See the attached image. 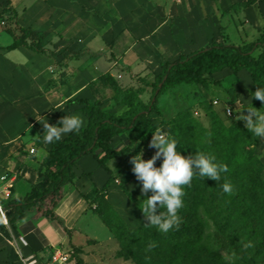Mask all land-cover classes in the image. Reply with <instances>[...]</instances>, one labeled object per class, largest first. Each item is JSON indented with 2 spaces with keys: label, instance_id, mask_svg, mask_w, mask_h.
Listing matches in <instances>:
<instances>
[{
  "label": "rangeland",
  "instance_id": "1",
  "mask_svg": "<svg viewBox=\"0 0 264 264\" xmlns=\"http://www.w3.org/2000/svg\"><path fill=\"white\" fill-rule=\"evenodd\" d=\"M0 1L3 3L0 5V46H5L12 40L11 34L6 31L5 23L2 21L6 14L1 12L4 5L12 4L17 11V21L23 25L41 29L45 34L46 46L50 50L81 44L89 50L87 54L85 53V57L95 52L106 51L109 58L119 61L117 65L123 67L118 73L112 70L106 73H113L115 79L125 88L134 89V86L130 84L128 75L120 76L122 73L129 72V70L125 71L128 65L122 62L121 56H124L127 51L130 52L136 43L141 45L142 49H148L150 54L156 50L161 51L162 40L159 42L154 40L157 37L155 35L161 32L162 25L168 28L165 41L172 40L179 47V43L182 45L188 42V39L180 42L178 38H173L177 31L175 19L180 17L178 14L180 0H101L100 3L97 2L100 0ZM149 21H153V26L148 29L149 32L136 35L137 30H141L138 28L142 25L147 26ZM148 37L152 38V41H149L151 44L148 43ZM87 49L84 50L87 51ZM181 51L165 56V61H172ZM5 53L6 50H0V69L6 63L8 69L10 67L11 74L14 73L13 76H16L18 72L17 68L10 64L32 63L35 60V56L29 52L16 55ZM155 55H158V52ZM48 56L54 59L53 68L47 65L45 60H41L40 65L46 67L48 71L46 73L56 75V79L60 82L65 81L73 71H69L64 63L57 62L55 56L50 54ZM78 63L80 61L75 62L76 65ZM96 64L98 72H104L112 66L111 60L106 59L104 55L98 57ZM159 70V66H149L144 72L130 75H144L151 81ZM241 71L234 73L231 69H225L211 76L205 75L202 82L176 85L156 97L157 112L151 114L153 125H148L141 136L129 144L128 152H120L110 159L112 161L110 167L113 170L111 183L114 187L105 195H108L106 200L114 210L112 214L120 219L116 227L119 236L114 235L105 223L106 230L103 226L95 229L99 239H90L80 246V255L86 264H184V262L190 264L193 261L188 257V260L182 263L184 248L189 243H193L190 242L193 238L189 230H184L180 226L179 229L165 234L153 227L156 234L148 236L145 241L136 232L138 228L149 227L144 225L147 221L139 207L142 203L140 200L147 198L151 193L146 195L141 193V183L132 172L133 165L130 161L141 150H143L142 159L144 160L154 155L156 149L149 146L153 133L163 131L175 139L178 143L177 151L183 156L210 154L220 161L223 157L219 150L227 149L233 152V155L228 156L224 161L228 167L237 165L241 168L245 165V161L252 160L259 167V180L264 181V139L256 137L245 127L243 120L237 119V113L241 108H250L252 105L257 110L262 107L260 111H264V105L259 100L258 102L253 100L250 92L252 81L248 84L247 72ZM5 73V71L2 72V74ZM109 91L107 88V96L110 100ZM149 93L150 88H147L146 92L141 94V99L148 101ZM214 99L217 103H213ZM225 107H230V115L225 113ZM213 114L220 118L228 133L227 137L223 133L225 130L221 132L222 135L212 130ZM241 114H247V109H242ZM127 143V136L122 133L114 138L112 145L121 149ZM161 163V160H157L156 166L159 167ZM199 183H202L201 179ZM215 207L212 206V208ZM188 209L191 211L192 208H186L184 205L179 211L181 221L186 219L190 222L191 218L187 217V213H190ZM199 213L205 229L203 243L211 249H219L212 241V223L207 219V214ZM106 215L114 222L113 215L108 212ZM8 240H11V235L6 231L3 236H0V264H24ZM153 243L155 247H150ZM240 245L238 240L237 246ZM62 246L70 248L67 243H63ZM174 248H181V253L176 257L171 256ZM243 248L246 253L244 257L250 255L253 258L249 264H264V251L254 254L250 243ZM240 251V248L233 253L220 251L223 262L211 263L208 253L202 254L198 259L205 264H234L238 260ZM68 263L74 264V261L70 260Z\"/></svg>",
  "mask_w": 264,
  "mask_h": 264
},
{
  "label": "trees",
  "instance_id": "2",
  "mask_svg": "<svg viewBox=\"0 0 264 264\" xmlns=\"http://www.w3.org/2000/svg\"><path fill=\"white\" fill-rule=\"evenodd\" d=\"M256 1L241 0L231 4L230 7L244 9ZM0 5H3L1 1ZM1 12L6 14L2 21L5 23L6 31L12 36L11 42L6 46L7 49L25 46L38 53L61 55L63 60L78 59L82 56V51H72L66 47L50 50L46 46L45 34L19 24L17 13L9 4L4 5ZM226 68L234 73L240 70L247 72L252 81L250 88L252 95L257 87L264 88V27L253 41L235 45L212 40L199 49L179 53L172 61L161 63L159 72L151 81L139 77L142 85L135 89L123 87L110 73L99 75L96 82L110 90L112 105L103 108L101 98L76 97L65 102L67 106L73 103L78 104L80 111L87 118V124L79 133H70L59 142L50 145L47 154L36 167L38 182L31 186L26 196L19 200L3 202L8 224L15 226L16 221L25 217L33 208L41 210L45 217L59 221L53 207L60 198L61 186L73 180L72 167L77 160L87 153H93L99 166L108 173V179L103 187L93 188L88 193L91 204L95 205L93 211L114 235L119 236L116 227L120 219L117 215H113L114 210L107 202L105 195L113 176V170L107 165L108 161L120 152H128L129 144L138 139L148 125H153L151 114L157 112L156 97L161 92L180 84L202 82L205 75L211 76ZM146 86H150L151 90L150 97L145 102L141 99V94ZM253 100L258 102V99L254 97ZM119 107L122 110L117 111ZM211 122L214 133L222 135L221 132L225 130V127L220 118L213 114ZM122 133L126 134L128 143L121 149H116L112 142ZM223 133L226 137L228 136L226 130ZM96 149H100V154L94 153ZM219 152L223 157V160L219 162L223 163L228 156L233 155V152L227 149L219 150ZM228 169L229 171L223 174L220 182L197 176L193 178L190 187H185L184 205L186 208H192L191 211L188 209L190 213H187V217L191 220L189 222L183 219L180 226L184 230H189L193 238L190 242L193 243H189L184 248L182 263L189 257L193 259L190 264H205L198 259L204 253L209 254L211 263L223 262L220 251L233 253L240 248L237 264H249L253 258L250 255L244 257L245 245L250 243L254 254L264 251V181L259 180V167L254 161L248 160L241 168L232 165ZM225 182L233 185L232 194L223 193L221 185ZM46 201L47 205L43 207ZM212 206L216 207L212 208ZM105 211L113 215L114 222L111 218L109 219ZM199 212L207 214V219L212 223V241L219 249H211L203 243L205 229ZM146 228L136 230L137 235L144 241L148 239V236L156 234L153 227ZM0 231L6 232V225L2 222H0ZM238 240L241 243L240 246H237ZM60 247L68 251L70 260H73L74 264H86L80 255L81 247L75 245H70L68 249L62 245ZM179 253L181 248H174L171 256L176 257Z\"/></svg>",
  "mask_w": 264,
  "mask_h": 264
},
{
  "label": "crops",
  "instance_id": "3",
  "mask_svg": "<svg viewBox=\"0 0 264 264\" xmlns=\"http://www.w3.org/2000/svg\"><path fill=\"white\" fill-rule=\"evenodd\" d=\"M238 1L241 0H180V5H178L180 17L175 19L177 31L173 38H178L180 42L188 39V42L182 45L179 43V47L172 40L165 41L168 28L162 25L160 26L161 32L155 33L157 37L154 40V42L162 40L161 51L156 50L150 54L148 49H142L141 45L136 43L130 52L127 51L124 56H121L123 57L122 62L128 65L124 70H129V72L125 74L120 72L122 73L120 76L128 75L130 84L135 89L142 85L139 77L146 81L150 80L144 75L130 74L144 72L149 66L160 67V64L165 61V56L176 54L180 50H182L180 53H188L206 46L212 40L235 45L255 40L264 27V0H257L244 9L230 7ZM97 2L100 3L101 0ZM9 5L15 9L12 4ZM152 26L153 21H149L147 26L142 25L138 28L141 30H137L136 35L141 32L148 33V29ZM31 28L42 31L38 28ZM147 40L150 43L152 38L148 37ZM7 45L0 46V50H6L5 54L16 55L29 52L35 56V60L32 63L10 64L17 68L16 76H13V72L11 74L10 67L8 69L6 63L0 69V176L6 175V180L12 181L9 196L5 197L0 193L2 202L22 199L30 192L31 186L38 182L36 167L51 145L43 139L46 130L43 133V124L39 121L41 115L52 125L57 124L63 116L80 115L86 125L87 118L80 111V106L75 103L67 106L65 102L76 97L101 98L102 107H110L112 101L107 96V87L96 82V79L107 71L112 70L118 73L123 68L117 65L119 61L109 58L106 51L99 53L93 51L95 53L85 57L89 51L85 46L81 44L72 47L63 46L83 53L78 59L63 60L61 55L55 56L57 62L64 63L69 71H73L65 81L60 82L56 79V75L46 73L48 72L46 67L40 65V61L45 60L46 64L53 68L54 59L48 56V53H38L25 46L7 49ZM157 52L158 55H155ZM100 55H104L112 63V66L104 72H98L97 69L96 60ZM78 61L80 63L76 65L75 62ZM4 71L6 73L2 74ZM110 74L114 77L113 73L110 72ZM247 78L250 84L251 79L249 76ZM147 88L150 86H146L143 93ZM120 110H122L121 107L117 108V111ZM31 149L33 150L30 151ZM94 153L99 154L100 149H96ZM110 162L112 163L110 160L107 163L109 167ZM72 170L73 180L61 186L60 198L53 207L59 221L47 218L41 210L33 208L25 217L17 220L15 226L6 225V231L11 235V240L8 242L23 263L44 264L55 247H60L63 243L80 247L90 239H99L95 229L103 226L106 230L102 220L93 211L95 205L91 204V197L88 193L93 188H102L108 179V173L99 166L93 153H87L79 158ZM113 187L114 185L110 183L106 192H110ZM46 205L47 201L43 207ZM3 233L5 232L0 231V236H3Z\"/></svg>",
  "mask_w": 264,
  "mask_h": 264
},
{
  "label": "clouds",
  "instance_id": "4",
  "mask_svg": "<svg viewBox=\"0 0 264 264\" xmlns=\"http://www.w3.org/2000/svg\"><path fill=\"white\" fill-rule=\"evenodd\" d=\"M252 97L264 105V88L252 92ZM262 108V107H261ZM260 108V109H261ZM247 109V114H241ZM256 108L244 107L237 113V119L245 122V127L256 137L264 139V111ZM41 115V114H40ZM39 121L43 124L46 135L43 139L48 144L59 142L70 133H79L85 125L80 115L63 116L57 124L52 125L41 115ZM177 141L163 131L153 133L149 146L156 149L154 155L144 160L142 151L131 158L132 172L141 183L142 194L151 193L147 198L141 199L139 207L147 223L145 226L155 227L161 233H169L180 227L181 217L178 214L184 207L185 187H190L194 177L209 178L220 182L223 174L229 171L228 165L217 161L214 155L198 154L183 156L177 151ZM161 160L159 167L156 161ZM225 194L234 191L231 183L221 185ZM150 247H155L153 243Z\"/></svg>",
  "mask_w": 264,
  "mask_h": 264
},
{
  "label": "built area",
  "instance_id": "5",
  "mask_svg": "<svg viewBox=\"0 0 264 264\" xmlns=\"http://www.w3.org/2000/svg\"><path fill=\"white\" fill-rule=\"evenodd\" d=\"M213 103H217V100L214 99ZM225 113L227 115L231 114L230 107H225ZM31 149L30 151H32ZM12 187V181L6 180V175L0 176V193H2L5 197L9 196L10 194V188ZM0 222H2L4 225H8L6 215H5V208L3 206V202L0 199ZM70 261V255L68 251L63 250L61 247H55L51 253L50 256L46 262V264H60V263H66ZM24 264H26L24 262Z\"/></svg>",
  "mask_w": 264,
  "mask_h": 264
}]
</instances>
